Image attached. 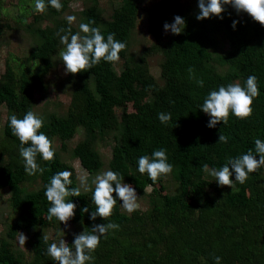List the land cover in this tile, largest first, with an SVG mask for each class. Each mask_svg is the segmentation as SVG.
Segmentation results:
<instances>
[{
	"label": "trees",
	"instance_id": "16d2710c",
	"mask_svg": "<svg viewBox=\"0 0 264 264\" xmlns=\"http://www.w3.org/2000/svg\"><path fill=\"white\" fill-rule=\"evenodd\" d=\"M61 3L59 12L49 5L44 14L26 11L14 23L0 21V31L3 25L10 32L23 30L32 44L26 65L16 69L7 59L0 75V106L5 105L7 110L0 133V190L10 191L9 206L18 212L6 236H0V264H57L47 254L51 243H58L64 235L74 250L75 234L84 230L90 233L95 224L108 222L119 228L107 239L101 237L94 260L88 264H216V256L222 258L220 264H264V167L250 173L244 184L236 182L234 191L218 186L202 167L207 164L219 169L228 157L245 154L249 149L255 155V139L264 141V26L231 6H226L223 19L213 16L190 25L194 17L181 3L159 0L160 8L167 6L186 24L181 34L171 33L162 40L166 15L163 9L149 13V30L156 43L145 53H160V84L148 71L147 57L142 54L136 61L126 53L139 11L137 2L120 0L109 18L104 17L97 0L85 2L80 11L85 23L94 21L91 26L99 27L105 39L115 33V39L126 44L120 53L124 65L117 71L115 63L101 61L89 71L69 73L73 89L68 112L38 114L34 110V90L43 88L45 77L61 60L59 53L65 46L60 36L69 28L72 34L77 33L66 18H58L71 9L69 0ZM234 20L238 21L235 28ZM223 36L229 45L219 51ZM214 63L225 67L217 70ZM189 68L194 69L196 79H203V87L189 77ZM250 75L257 77L259 88L252 116L241 120L230 113L226 125L221 121L215 128L207 127L210 117L200 109L207 94L229 83L244 86ZM27 111L43 118L40 131L55 149L52 162L37 156V163L45 169L42 175L25 172L20 142L9 126L11 115L23 118ZM161 112L171 114L167 124L158 119ZM79 127L84 136L69 149L68 142ZM108 132H114V140L107 170L120 173L124 183L131 184L139 196H146L150 204L145 210L129 214L117 199L107 221L99 216L93 221L90 214L96 206L91 199L95 187L92 181L104 168L95 145L98 136ZM220 134L228 137L227 144L218 142ZM159 149L166 150L168 162L173 165L171 175L177 182L174 192L166 190L163 177L153 183L146 173L138 171L139 157L151 158ZM68 152L92 176L89 190L81 186L74 167L65 160ZM64 170L72 172L70 187H80L81 191L79 197L66 198L77 205L75 217L67 225L55 217L47 219L51 204L44 195L51 177ZM231 179H235L234 173ZM35 181L38 187H34ZM149 186L151 190L147 191ZM85 207L88 212L82 211ZM23 231L27 232L26 243L32 251L29 259L16 252L12 244V239Z\"/></svg>",
	"mask_w": 264,
	"mask_h": 264
},
{
	"label": "clouds",
	"instance_id": "9594fccd",
	"mask_svg": "<svg viewBox=\"0 0 264 264\" xmlns=\"http://www.w3.org/2000/svg\"><path fill=\"white\" fill-rule=\"evenodd\" d=\"M61 11L63 5L61 0H34L33 9L37 13H46L48 6ZM226 6H231L237 13H247L254 21L264 26V0H198L199 14L196 19L203 20L213 16L223 19L222 13L226 11ZM23 11V9H21ZM71 24L75 17L68 16L66 18ZM90 23H81L79 25L80 32L71 33L69 28L66 34L60 36V42L65 46L59 55L65 66V74L73 75L91 70L94 66L100 64L101 61L110 63H119L121 51L126 49V44L115 39V33H109L105 39L99 27H92ZM238 21H233L232 27L235 28ZM185 27L183 17L176 15L172 23L165 22L164 30L170 31L172 34H181ZM61 32H65L61 29ZM80 33H83L81 35ZM189 77L194 79L199 87L204 86L203 79H196L194 69L189 68ZM259 96V88L257 77L250 75L247 77L246 84L242 86L240 83H229L227 86L221 85L218 90L210 91L204 98L200 109L206 113L210 119L207 127L215 128L219 122L226 125L229 121L230 113L238 119L250 118L253 114L254 98ZM158 119L161 123L167 124L171 120L170 113H159ZM9 126L12 134L16 136L20 142L19 154L24 161V170L34 176L37 173L43 174L45 169L37 163L39 155L44 161L52 162L55 159V149L52 141L48 136L40 131L44 127V120L33 111H27L23 118H18L15 114L9 118ZM219 143H228V137L223 134L219 135ZM28 145V146H25ZM255 155L253 150L249 149L247 153L228 157L226 163L219 169L209 168L204 164L203 171L213 177L218 186H228L232 191L236 190V182L244 184L250 173L257 172L264 167V141L256 138L254 141ZM257 154L259 159L256 158ZM138 171L140 174H147L148 178L156 183L160 178L167 177L173 172V165L168 162V156L165 149L153 151L151 158L148 155H142L138 159ZM233 173L235 179H231ZM72 172L68 170L60 171L54 174L50 182L45 185L46 191L44 195L51 204L48 208L47 219L51 221L55 217L60 223L65 225L75 217V209L77 205L68 201V197L81 196L80 187H70L72 185ZM81 186L85 190L86 181L84 177H80ZM92 183L95 185L92 201L96 206V210L90 214V219L96 220L97 216L107 221L113 215L117 199L122 201L123 209L131 214L141 205L138 203L136 189L128 183H124V177L120 173L106 170L95 176ZM115 185V186H113ZM115 193V197L113 196ZM88 212V208L82 209ZM119 225L113 222L95 224L91 227V232L83 231L75 234L72 245L61 236L58 243L53 242L47 248V254L57 264H88L94 260L93 253L97 250L101 243V237L107 239L108 234L117 230ZM45 241L47 236H43ZM27 237L20 233L18 243L24 246ZM221 257L216 256V264H220Z\"/></svg>",
	"mask_w": 264,
	"mask_h": 264
},
{
	"label": "rangeland",
	"instance_id": "374dc122",
	"mask_svg": "<svg viewBox=\"0 0 264 264\" xmlns=\"http://www.w3.org/2000/svg\"><path fill=\"white\" fill-rule=\"evenodd\" d=\"M94 0H69L70 10L65 11L59 19L67 18L68 16L75 17V20L71 23L77 30V33L80 32L79 25L81 23H85L83 17L80 15V11L86 3H92ZM139 6V11L136 17V24L132 31L130 37V43L126 49V53L132 55L135 60H138V56L142 55V57H147V68L149 73H151L155 78L158 79L160 84H162L161 79H159V55L160 53L152 54L148 56L145 53V49L152 45V43H156V39L153 37L152 33L149 30V13L154 10L164 11L166 15V19L163 22V33L161 35L162 40H166L167 37L171 34L170 31L166 32L164 30L165 22L172 23L174 21L175 14L168 9L167 6L164 8H160L158 5L159 0H135ZM174 1V0H172ZM176 2L181 3L186 9L191 12L192 18L194 19L190 22V25H196L200 20L196 19L198 15V6L195 0H175ZM100 8L103 11L104 17L109 18L111 15V11L113 7L120 3V0H97ZM34 0H2L0 5V21L3 24L14 23L15 20L19 21L18 16L22 13L32 12ZM158 8V9H157ZM23 9V11H21ZM71 11V12H70ZM197 12V13H196ZM4 13V14H2ZM44 14V13H43ZM31 17V16H30ZM46 22L50 23L48 19ZM186 25V24H185ZM2 32L0 34V75L5 70L6 60L13 65L14 68L20 69L23 65H26V56L28 54L29 49L32 44L30 43V35H28L23 30L16 31H7L6 26L3 25ZM83 35V33H80ZM221 48H228V40L223 36L221 39ZM127 57V58H128ZM125 59L121 58L119 63L114 64V68L119 71L124 65ZM28 64H32V61H29ZM215 69L223 70L225 66L220 65L218 63H214ZM68 74H65V66L62 60H59L56 64L55 68H53L47 77H45V85L43 88L34 90V110L38 112V114L49 113L52 111L57 112L58 114L65 115L69 106L71 105L72 98V89L73 85L68 81ZM117 115H119V110L116 109ZM7 110L5 105L0 106V133L2 131V125L6 119ZM84 136L83 128L79 127L77 130V134L68 142L69 149L72 148L78 140H80ZM114 140V132H108L103 136H98L96 140L95 149L99 152L104 168L102 170H107L106 165L108 164L109 159L112 154ZM55 145L58 146L59 143L55 142ZM72 164L75 169L78 177H84L86 181V187L89 189L92 184H90V180L92 176L89 175L87 170L80 164L79 159L73 158L70 156V152L67 154V158L65 159ZM101 173V172H100ZM90 178V179H89ZM163 184L169 192H174L177 188V182L172 177V175H168L167 177H163ZM80 180V179H79ZM81 184V183H80ZM34 187H38L37 181L34 182ZM84 187V186H83ZM85 188V187H84ZM151 190V186L147 187V191ZM9 196L10 191L8 189L0 190V236L5 237L7 233V228H9V223H11L14 219L17 218L18 212L11 210L9 206ZM138 203L141 205L140 210H145L150 201L146 196H139L137 194ZM27 237V232H21ZM47 233L52 236L53 232L49 229ZM20 233L12 239L13 248L16 252H22L25 255V258L29 259L32 256L31 249L27 246V240L24 246H20L18 243V237ZM28 238V237H27Z\"/></svg>",
	"mask_w": 264,
	"mask_h": 264
}]
</instances>
